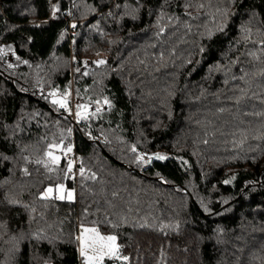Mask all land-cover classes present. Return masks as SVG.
I'll use <instances>...</instances> for the list:
<instances>
[{
	"label": "trees",
	"instance_id": "1",
	"mask_svg": "<svg viewBox=\"0 0 264 264\" xmlns=\"http://www.w3.org/2000/svg\"><path fill=\"white\" fill-rule=\"evenodd\" d=\"M261 41L264 0H0V264H81L87 225L115 264H264Z\"/></svg>",
	"mask_w": 264,
	"mask_h": 264
},
{
	"label": "snow or ice",
	"instance_id": "2",
	"mask_svg": "<svg viewBox=\"0 0 264 264\" xmlns=\"http://www.w3.org/2000/svg\"><path fill=\"white\" fill-rule=\"evenodd\" d=\"M51 7H52L53 14H55L56 9H57V5L53 4ZM184 7L187 8V7H189V5L185 4ZM200 7H203V5H200ZM217 11L220 12L221 15H223L226 19V16H227L226 10H224L222 12L220 9H217ZM223 27H224V24H221V25H219L217 30L218 31L223 30ZM161 31H163V29H161ZM242 31H243V29H242ZM249 31H250V29H249ZM61 35H63V34H61ZM207 35L209 38H211L213 33L211 31H209L207 33ZM261 43H264V41H261ZM9 49H10V46H9ZM2 50L3 49H0V51H2ZM201 51H203V49H201ZM95 62L98 64L104 63L103 60H98ZM52 95H53V97H56V91L55 90H53ZM67 96H68V93L65 92L63 99L54 98L53 103L58 104L67 110V108H68L67 101H66ZM104 103L111 105V101H109L107 98L104 99ZM97 104H99V101H97ZM77 108L78 109L84 108L85 113L87 112V109L84 105H78ZM97 111H99V108H97ZM76 115H77V118L79 119L81 116V112L78 110ZM50 147H53V146L50 145ZM69 150H70V146H69ZM133 150H135L134 147H133ZM46 155L51 157L53 163H55L59 160V157L54 156L51 152L46 153ZM159 158L163 159V156H160ZM137 159H140V157L138 156ZM71 167H72L71 162H69L68 168L71 169ZM83 171H84L83 168H81V172H83ZM224 182L228 183L229 181H224ZM56 188L58 191H60L63 189V185H57ZM51 191H52L51 188L45 189V191L43 193H41V195L42 196L50 195ZM60 198L63 199L64 197L61 196ZM67 198L68 199L72 198L71 191L68 192ZM86 233H94V235L88 236V235H86ZM79 239H80V245H81L79 251H80L81 256H83L85 258V260L87 261V264H99V257H103L105 255L115 256L118 254L117 250H118L119 246L117 244H115V239H116L115 236H112V235L102 236L96 231V229H83ZM97 246H99V249H100L99 257L89 256L88 253L85 251V249L88 247L96 248ZM121 259L126 260L127 257H121ZM46 264H47V262H46Z\"/></svg>",
	"mask_w": 264,
	"mask_h": 264
},
{
	"label": "rangeland",
	"instance_id": "3",
	"mask_svg": "<svg viewBox=\"0 0 264 264\" xmlns=\"http://www.w3.org/2000/svg\"><path fill=\"white\" fill-rule=\"evenodd\" d=\"M92 61H98V60H106L107 58V53L104 52V51H97L95 52L91 57ZM86 58H83L82 57V62L83 63H86ZM56 91V97H53L52 93H53V90L51 91V97L52 99L54 98H60V99H63L64 98V93L67 92L69 94L70 90H55ZM66 101H67V98H66ZM76 106V101H74V99L72 100V112H71V117L72 118H75L77 115V111L74 109ZM86 107V109L88 110L87 108V105H84ZM84 110V108H83ZM54 156H57L60 158V155L55 153L54 151H50ZM57 186V185H56ZM56 186H47L44 188V190L41 192L43 193L45 191V189H49L51 188V194L50 195H47V196H42L40 194L41 197L43 198H56V199H61L60 197L63 196L64 198L63 199H67V200H73L74 199V191L73 189L71 188H67L63 185V189L58 191ZM71 191L72 193V198L71 199H68V192ZM83 229H96V231L102 235V236H108V235H112V236H115L113 234H108V233H102L100 232L95 226H91V225H87V226H82L80 231H79V234H78V249H80V235H81V232L83 231ZM86 235L88 236H91V235H94V233H86ZM116 238V237H115ZM115 244L116 243V239H115ZM85 251L88 253L89 256H97L99 257V246H97L96 248H92V247H88L85 249ZM79 254H80V251H79ZM116 256V255H115ZM115 256H112V255H105L103 257H99V264H115V261H111V262H107V259H113L115 258ZM80 257H81V264H87V261L85 260V258L83 256H81L80 254Z\"/></svg>",
	"mask_w": 264,
	"mask_h": 264
},
{
	"label": "built area",
	"instance_id": "4",
	"mask_svg": "<svg viewBox=\"0 0 264 264\" xmlns=\"http://www.w3.org/2000/svg\"><path fill=\"white\" fill-rule=\"evenodd\" d=\"M65 157L71 159L74 165H77L79 162L78 159L76 157H73L70 152H66Z\"/></svg>",
	"mask_w": 264,
	"mask_h": 264
}]
</instances>
